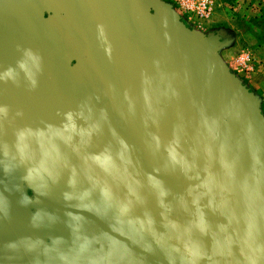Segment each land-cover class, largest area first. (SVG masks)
I'll use <instances>...</instances> for the list:
<instances>
[{
	"label": "water",
	"instance_id": "1",
	"mask_svg": "<svg viewBox=\"0 0 264 264\" xmlns=\"http://www.w3.org/2000/svg\"><path fill=\"white\" fill-rule=\"evenodd\" d=\"M165 0H0V264H264V113Z\"/></svg>",
	"mask_w": 264,
	"mask_h": 264
},
{
	"label": "rangeland",
	"instance_id": "2",
	"mask_svg": "<svg viewBox=\"0 0 264 264\" xmlns=\"http://www.w3.org/2000/svg\"><path fill=\"white\" fill-rule=\"evenodd\" d=\"M165 1L174 3L173 0ZM185 17L203 32L225 29L231 34L234 41L224 51V57L231 69L261 99L264 113V0H217L211 17L198 20ZM242 56H245L244 60Z\"/></svg>",
	"mask_w": 264,
	"mask_h": 264
},
{
	"label": "built area",
	"instance_id": "3",
	"mask_svg": "<svg viewBox=\"0 0 264 264\" xmlns=\"http://www.w3.org/2000/svg\"><path fill=\"white\" fill-rule=\"evenodd\" d=\"M173 2L179 7L185 16L197 20L211 17L217 7V0H173ZM241 59L244 60L245 56H242Z\"/></svg>",
	"mask_w": 264,
	"mask_h": 264
}]
</instances>
